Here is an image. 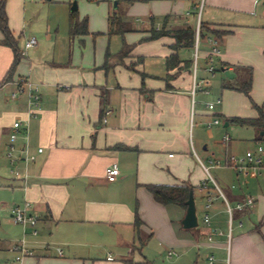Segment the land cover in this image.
I'll list each match as a JSON object with an SVG mask.
<instances>
[{
  "label": "crops",
  "instance_id": "1",
  "mask_svg": "<svg viewBox=\"0 0 264 264\" xmlns=\"http://www.w3.org/2000/svg\"><path fill=\"white\" fill-rule=\"evenodd\" d=\"M261 1L264 5V0H102L98 12L85 15L78 8L81 3L87 5L84 0H5L7 26L23 58L9 74L14 55L2 44L0 31V209L11 219V210L26 202L36 225L13 224L4 232L0 237V253H7L4 264H157L162 254L171 259L169 264H197L202 254L206 260L213 256L216 263L225 264V236L235 221L226 264H264V182L260 186L257 180L264 173L252 169L245 177L225 165L209 170L210 181L204 170L208 160L225 162L227 156L238 154L237 145H243V140L257 142L262 136L253 128L238 126L234 132L239 140L223 145L227 134L219 128L207 129V122L218 115L256 118L257 112L238 116L227 111L225 103L219 113L195 109L202 99L198 91L192 94L193 84L204 89L210 84L207 78L197 79V60L202 58L207 69L205 40L213 36L199 38L197 58L178 74L165 67L166 58L174 53L170 47L174 40L157 39L152 56L161 59L157 64L163 71H153V64L151 70L145 65L141 69L138 61L135 71L145 74L143 89L139 74L131 76L123 70L128 63L135 64V50L120 62V52L111 55L104 48L112 12L121 15L127 45L147 37L152 28L196 29L202 22L227 32L218 38L221 53L214 64H225L236 80L250 68L255 81L256 68L264 67V25L254 21L264 20V10L256 13ZM72 13L79 21L86 20L87 35L70 37ZM94 34L101 35L100 46L95 43L92 51L88 44L84 49ZM31 37L37 43L25 49ZM183 49L187 48H180L177 57L190 61L180 57ZM107 54L108 71L104 69ZM111 71L116 81L106 77ZM19 80L38 86V110L29 107L26 93L10 99ZM223 97L235 96L225 91ZM106 112L110 114L105 116ZM17 121L20 126L14 129ZM11 134L17 135L18 143L14 175L7 172ZM243 134L248 137L242 139ZM118 146L122 148L115 149ZM25 154L34 155L35 161H21ZM112 164L119 176L108 182L104 172ZM147 185H189L198 226L183 229L186 207L157 203ZM247 199L253 204L237 209ZM205 216L209 225L204 223ZM136 217L141 222L137 233ZM213 230L222 235L209 241ZM21 245L31 255L15 261L20 253L13 247Z\"/></svg>",
  "mask_w": 264,
  "mask_h": 264
},
{
  "label": "rangeland",
  "instance_id": "2",
  "mask_svg": "<svg viewBox=\"0 0 264 264\" xmlns=\"http://www.w3.org/2000/svg\"><path fill=\"white\" fill-rule=\"evenodd\" d=\"M80 1V0H79ZM84 2H86L87 5H85L84 3H81V5H78L79 11L84 13L85 15L92 14L95 12H98L99 8L102 7L101 2L102 0H84ZM57 8L58 10H61L62 5L61 3H57ZM65 11L68 10L67 5L64 7ZM258 11H256L257 14L260 15V11L264 10V5L262 3V1L259 3V6L257 7ZM55 11V12H58ZM68 13V12H67ZM198 13V12H197ZM87 17V16H86ZM256 21V23H262L264 25V20L262 19H258V20H254ZM260 21V22H259ZM135 23H137L138 25H141V21H134ZM156 25H154L155 27ZM136 34V33H134ZM256 37L260 34H256L253 33ZM132 36H134L133 34H130ZM101 35H89V37L87 39L89 40L88 42H85V47L84 49L88 48V44L90 45V48L93 51V47L95 45V43L99 44L98 39L100 38ZM146 38V37H145ZM125 35H106V40H105V45L104 48L106 51H108L111 55L114 54H118L122 48H123V43L126 44L125 42ZM71 42V41H69ZM68 42V43H69ZM156 40H144V37L141 38H136L133 42L130 43V45L132 46V48L135 50L136 54L133 52L134 55V60L135 61V66L138 65L137 62L139 61V65L141 67V69H143L144 65L146 70H151L150 66L151 64H153V71L158 72V71H163V67L159 65L158 67V62H161V59L152 55L154 48H158V45L156 44ZM71 44V43H70ZM69 44V45H70ZM79 44V43H78ZM101 44V43H100ZM99 44V46H100ZM203 45L202 42L200 43V49H202ZM81 51L83 50V48H79ZM144 52V54H138L139 52ZM148 54V55H147ZM195 54V49L193 48H187V49H183L180 53V57L184 58V56L186 57L187 60L194 61V55ZM158 63V64H157ZM130 63H128L125 66H123V70H127L128 72H130L129 74L132 76V72L139 74L141 77V89L144 88V78L142 77V75L140 73H137L135 71V66L133 67V70H128L127 66H129ZM206 69V64L205 61L202 60V58H198L197 60V71H196V76L197 79L200 80L201 78H207L208 82L210 83L208 87H206V91H208L207 94H202L200 93V91L197 92V96L201 95V99L202 102L201 104H197L195 109L199 111H206V112H210V113H219V109L221 108L222 105L227 104V111H229L230 113H236L238 116H246L249 117L248 115H254L255 114V109L253 107V104L256 106H259L261 109H263L264 111V67H259L256 68L255 73H254V69H253V73H254V79L252 81L251 84V90H250V95L249 97L245 96L243 93L238 92V91H231V90H227V89H222V83L224 81H228V82H232V80H228L225 75L221 72L220 67L218 66V63L214 64V69H215V74L213 76H211L209 73H207L205 71ZM125 72V71H124ZM123 75V74H121ZM106 77L108 78H112L113 81H116V73L115 72H110L109 74L106 75ZM247 77V70H245L244 76L241 77L240 79L238 78V81H243L245 80ZM254 82V84H253ZM225 91L231 92L232 94H234V98L228 99L225 97H223V93ZM219 99V104H217L214 108V110L209 111L206 107L207 104H213L215 103L217 100ZM194 109V105L192 106V116L195 117L196 114V110ZM219 121H220V125L216 126V127H212L211 129L214 128H219L220 130H222L224 133H226L227 135L230 136V139L233 141H238L240 137L238 134H236L234 132L235 129L239 130L240 128L234 124H232L230 127H223V123L225 122V119L218 115L216 117ZM244 118V117H243ZM209 120L211 118H208ZM195 120V118L193 119V121ZM207 128V127H206ZM243 133H244V129H242ZM223 133V134H224ZM259 134V133H258ZM242 139H245L244 137H248V134H243L241 135ZM220 140V138H219ZM256 143H262L264 144V137H263V141H257V142H253L252 140L249 139H245L243 140V145L239 146L237 145V151L236 153L237 156H241L243 155L248 149H253L255 147ZM18 143L17 141L14 143V145L16 146ZM9 159V170H7L8 173H10V175H14L15 173V167H14V162L17 161L16 158V152H13L12 154V163H11V159L8 157ZM262 176V175H261ZM258 177V183L260 184V186H262V183L264 182V175L261 177ZM253 184H256V182L251 183V185L253 186ZM228 219V218H227ZM201 221V217L199 219V222ZM231 222V216H230V221ZM236 221L232 224H230V231H229V235L230 237L234 235L235 233V228H236ZM13 227V223L9 217V213L6 212L4 209H0V237L4 234L5 231L8 230V232L10 231V229ZM245 227V225H244ZM227 230H228V226H227ZM233 231V234H232ZM229 235L225 236V240H226V246H228V250L224 249L223 251V256L225 258V264L226 262L229 261L230 256H231V249H232V244L228 241L229 240ZM231 239V238H230ZM8 243H3V245H7ZM2 245V246H3ZM227 252V253H226ZM14 254V253H12ZM7 256V253L5 251H1L0 253V264H4L5 261L4 257ZM157 256V255H156ZM207 255L206 254H202L199 258V260L197 261V264H208L207 260H206ZM176 259V258H175ZM232 259V258H231ZM169 260L166 257V255L162 254L161 258H159V260L157 261V264H169ZM7 264V262L5 263ZM181 264V263H180ZM183 264V263H182ZM214 264H218L216 263V261H214Z\"/></svg>",
  "mask_w": 264,
  "mask_h": 264
},
{
  "label": "trees",
  "instance_id": "3",
  "mask_svg": "<svg viewBox=\"0 0 264 264\" xmlns=\"http://www.w3.org/2000/svg\"><path fill=\"white\" fill-rule=\"evenodd\" d=\"M134 0H129L132 2ZM136 1V0H135ZM5 0H1L0 2V31L2 32L4 39L2 44L9 47L14 55L13 63L10 67V73H13L15 67L23 58L22 53L19 51L17 47V41L13 37L12 33L9 31L7 26V17L4 10ZM123 22L121 19V15L116 12H112L108 17V35H124L125 29L123 27ZM87 22L86 20L79 21L78 17L75 13L70 15L69 20V35L71 38L77 35H87ZM210 35L217 38H222L227 35V32L219 31L216 29H210L206 24L200 22L199 24V38L204 39L205 36ZM162 37H170L174 40V44L170 47L174 51L170 56H168L165 60L166 71H175L178 74L181 71L188 70L192 64L190 61H181L177 57V51L180 48H193L195 41V29L187 26L177 30H155L152 28L148 36L144 38V40H157ZM133 50L131 45H127L123 43V48L118 54L117 58L121 62L125 58H127L131 51ZM107 57L106 55V64L104 65V69L108 71L110 66L107 65ZM182 64V65H181ZM135 66L134 63L129 64L127 66L128 70H133ZM220 69H225L226 65L223 63L219 64ZM247 70V77L243 81H237L233 79L232 82L224 81L222 83V89H227L231 91H238L243 93L245 96L249 97L251 84H252V70L250 68L244 69ZM142 77H145V74H141ZM168 77H171L168 75ZM167 77V79H168ZM250 98V97H249ZM254 109L257 112L256 118H226L224 123L234 124L239 127H250L258 131V133H263L262 136H258V140L262 141L264 137V113L263 110L253 104ZM215 117V116H214ZM217 117V116H216ZM122 147L118 146L115 149H121ZM146 190L150 193L154 201L161 205H178L181 207H186L185 202L188 199V194L190 189H192L189 185L183 186H167V185H147L145 186ZM141 225L140 220L136 217L134 221L135 231L137 233L138 227Z\"/></svg>",
  "mask_w": 264,
  "mask_h": 264
},
{
  "label": "built area",
  "instance_id": "4",
  "mask_svg": "<svg viewBox=\"0 0 264 264\" xmlns=\"http://www.w3.org/2000/svg\"><path fill=\"white\" fill-rule=\"evenodd\" d=\"M206 44L208 45V56H207V73H209L211 76L214 75L215 69H214V62L215 58L220 56L221 53V45L220 41L217 37H207L205 40ZM36 39L34 37L29 38L24 45L25 49L33 48L36 45ZM198 44H199V22L197 23L196 29H195V43H194V49H195V59L197 58L198 54ZM195 72V71H194ZM196 91L203 92L204 94H207L208 92L204 89V87H200L198 84H193L192 94ZM26 93L28 97V105L30 108L33 109H39V102H40V93L38 86L26 81V80H19L17 82V88L16 90L11 93L10 99L14 100L21 94ZM219 99L213 103V104H207L206 107L209 111L214 110L215 106L219 104ZM33 114V110H30V114ZM110 112H106L105 116H108ZM105 123V119H104ZM220 125V121L213 117L209 122L206 123L207 129H211L212 127H216ZM20 126V122L17 121L13 124V128L17 129ZM17 139L16 134H11L9 137V146L7 151V156L11 159L12 163V154L13 152H17V149L15 148V141ZM230 141V138L228 135H224L222 137V144L226 145ZM38 153L42 152V149L37 150ZM35 156L31 154H25V156L20 159L21 161L25 162L26 164L29 162L35 161ZM225 165L232 168L237 174L247 177L249 174V171L252 169L258 170V172L264 173V144L262 143H256L255 147L253 149L247 150L243 155L237 156V155H229L226 157L225 162L210 159L208 160V167L204 166L205 173L207 174L210 181V175L209 170L211 168H220L224 167ZM119 176V170L115 164H112L108 166L105 169L104 177L108 182H113L116 180V178ZM206 184L202 183V187H204ZM253 204L252 199H247L244 204H238L237 209H241L244 207V205L251 206ZM229 215L231 216V210H228ZM11 221L14 225H21V226H30L35 227L36 225V218L30 215V205L28 203H24L22 206L14 207L11 210ZM204 223L206 225H209V218L207 216L204 217ZM35 234V232H34ZM214 235L221 236L222 234L216 230H213L208 235V240L211 241L212 237ZM14 252H19V256L15 258V261H20L25 256H30L31 252L26 250L23 245L21 247L15 246L13 247ZM60 255V252H59ZM173 255L172 252L168 253V257H171ZM108 260H111V258H108ZM208 263L214 264V257L210 256L208 257Z\"/></svg>",
  "mask_w": 264,
  "mask_h": 264
},
{
  "label": "water",
  "instance_id": "5",
  "mask_svg": "<svg viewBox=\"0 0 264 264\" xmlns=\"http://www.w3.org/2000/svg\"><path fill=\"white\" fill-rule=\"evenodd\" d=\"M221 72L229 79L234 77L233 74H230L226 69H221ZM224 127H227V124H224ZM263 135V133H261ZM186 211L184 219L181 221V226L183 229H192L198 226V219L196 216L195 203L193 198V191L190 189L188 194V199L185 202Z\"/></svg>",
  "mask_w": 264,
  "mask_h": 264
}]
</instances>
